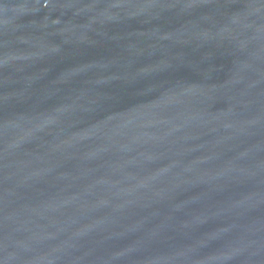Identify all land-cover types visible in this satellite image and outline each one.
<instances>
[{
    "label": "water",
    "instance_id": "1",
    "mask_svg": "<svg viewBox=\"0 0 264 264\" xmlns=\"http://www.w3.org/2000/svg\"><path fill=\"white\" fill-rule=\"evenodd\" d=\"M0 264H264V0H0Z\"/></svg>",
    "mask_w": 264,
    "mask_h": 264
}]
</instances>
